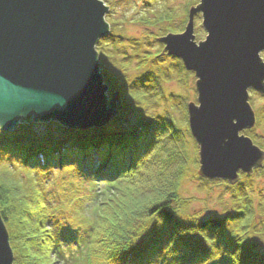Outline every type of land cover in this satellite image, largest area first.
Returning a JSON list of instances; mask_svg holds the SVG:
<instances>
[{
	"label": "trees",
	"instance_id": "1",
	"mask_svg": "<svg viewBox=\"0 0 264 264\" xmlns=\"http://www.w3.org/2000/svg\"><path fill=\"white\" fill-rule=\"evenodd\" d=\"M160 55L142 62L143 67L157 65V71L130 84L126 76L120 79L123 107L137 115L128 129L110 124L76 131L58 125L57 136H37L31 126L14 133L0 130V215L14 264H56V258L65 261L66 250L72 252L74 246L79 250L67 264H264L257 212L241 192L223 218L201 220L184 213L189 203L180 189L189 178V166L198 168L197 146L190 156L184 140L187 116L184 121L168 114L154 119L147 110L162 98L161 81L174 65L181 75L194 74L187 73L180 60ZM166 61L174 62L170 69L164 67ZM127 66L122 64L123 71ZM5 162L12 165L6 167ZM19 166L32 189L15 174ZM36 172H60L68 180L65 200L59 198L70 232L62 234V242L50 224L43 183L34 181Z\"/></svg>",
	"mask_w": 264,
	"mask_h": 264
},
{
	"label": "water",
	"instance_id": "2",
	"mask_svg": "<svg viewBox=\"0 0 264 264\" xmlns=\"http://www.w3.org/2000/svg\"><path fill=\"white\" fill-rule=\"evenodd\" d=\"M108 10L100 0H0L2 132L33 120L87 131L118 116V93L108 100L96 51L109 34ZM197 15L207 32L199 43ZM158 41L165 46L162 56L181 60L197 79V104L188 112L199 177L234 186L241 173L264 168V151L243 134L257 122L249 91L264 96V0H200L183 33ZM0 264H14L1 215Z\"/></svg>",
	"mask_w": 264,
	"mask_h": 264
},
{
	"label": "rangeland",
	"instance_id": "3",
	"mask_svg": "<svg viewBox=\"0 0 264 264\" xmlns=\"http://www.w3.org/2000/svg\"><path fill=\"white\" fill-rule=\"evenodd\" d=\"M100 1L109 9L105 16V21L110 26L109 34L101 38L96 45V51L99 55L100 72L104 78V84L108 87V100L111 102L114 94L118 93L119 101L122 105V110L118 116L112 119L108 125L112 124L111 126L116 125L117 127L128 129L130 123H132V125L136 123L137 115L132 113L131 110H126L123 107L122 95L125 90L124 87L118 89L120 85H123L120 79L122 76H126L128 84H130L143 77L149 71H157V65H151V68H148L143 67L142 62L145 58L149 57V55L161 54L163 52L164 44L160 43L158 38L165 37L168 34H177V32L181 33L185 31L188 24L189 11L192 7H196L200 3V0ZM202 21L201 15L195 17L194 35L197 43L205 41L207 37V32L203 28ZM100 48H102V50ZM164 57L169 56L165 55ZM261 58L264 61V52L261 53ZM172 63L174 62L166 61L164 67L170 69ZM122 64L125 66L128 65L125 71L122 69ZM174 68L173 72L167 74L166 80L163 82L161 81L160 92L162 98L150 105L147 114L154 119L161 118L168 114L176 121H184L187 116L189 125L188 105L190 103L197 104L198 94L195 89L197 79L195 75L188 77L186 75H181L178 73V69L175 65ZM185 71L188 73L186 69ZM103 72H105L104 74H106L107 79ZM249 94V104L255 112L257 123L254 128L245 131L244 135L249 137L256 145L253 140L254 138L258 143V147L264 148V96L254 90H250ZM119 101L117 102L119 103ZM260 118L261 123L258 124V119ZM58 125L60 124L55 121L41 123L33 120L31 124H20L18 128L31 126L37 136H44L47 134L57 136L59 134ZM184 140L187 142V149L190 156H193L197 144L192 136L190 125L189 133L184 134ZM197 149L198 168L189 166V178L184 180L180 189L181 197L189 203L188 209L186 212H183L186 215L198 216L201 220L223 218L228 211L233 210V199L241 192L244 196L250 198L257 212L255 216L260 236V238H257V243L258 247L263 249L264 168L254 171L250 176L241 174L240 181L234 186L223 180L207 181L200 178L198 175L200 170L198 146ZM4 165L8 167L12 165V163L5 162ZM19 167L16 169L15 174L22 179L27 188L32 189L33 184H31L30 177L27 176L26 170ZM33 176L34 181L38 184L43 183L42 189L46 196L48 206H50L48 212L49 220H51L50 224L57 229L56 235L58 242H62L64 241L62 234H70V232H66L68 221L64 220L66 219L62 213L64 204L59 202V198L65 200L63 193L67 192L63 189H69L68 180L65 174L60 172H54L49 175H47V173L43 175L36 172ZM57 207L61 208V213L55 212ZM72 229L73 227H71V230ZM69 234L66 235V237L69 236ZM80 234L82 235V230ZM70 239L74 241L73 238ZM78 250L79 248L75 246L72 252L66 250L64 254L65 261L56 258V264H67L66 261H68L73 254L77 253L76 251ZM82 256L88 260L87 253H84ZM51 257L55 260L54 255H51ZM80 262L81 260L79 263Z\"/></svg>",
	"mask_w": 264,
	"mask_h": 264
},
{
	"label": "flooded vegetation",
	"instance_id": "4",
	"mask_svg": "<svg viewBox=\"0 0 264 264\" xmlns=\"http://www.w3.org/2000/svg\"><path fill=\"white\" fill-rule=\"evenodd\" d=\"M181 33H183V32H181ZM181 33H177V34H181ZM164 48H165V46H164Z\"/></svg>",
	"mask_w": 264,
	"mask_h": 264
}]
</instances>
